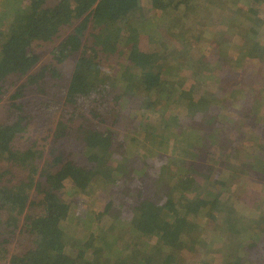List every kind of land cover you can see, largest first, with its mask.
<instances>
[{"label": "trees", "instance_id": "obj_1", "mask_svg": "<svg viewBox=\"0 0 264 264\" xmlns=\"http://www.w3.org/2000/svg\"><path fill=\"white\" fill-rule=\"evenodd\" d=\"M141 1L2 0L0 264H197L205 251L250 264L264 247V117L239 123L249 85L194 101L199 85L230 82L214 64L264 54V21L236 11L211 52L196 51L169 13L194 3L161 0L152 16ZM216 102L238 110L203 107ZM150 134L162 151L140 145ZM250 208L254 226L238 231Z\"/></svg>", "mask_w": 264, "mask_h": 264}, {"label": "rangeland", "instance_id": "obj_2", "mask_svg": "<svg viewBox=\"0 0 264 264\" xmlns=\"http://www.w3.org/2000/svg\"><path fill=\"white\" fill-rule=\"evenodd\" d=\"M160 1L161 0H153V1L152 0H142L141 1V4L143 5L142 8L146 11L149 10L148 11L149 14L154 16V14L152 13V11L154 10L152 11L150 10L154 8L153 7L154 4H159ZM187 1L189 4L194 3V5H192L190 9L184 5L185 2L184 3L180 2L178 8H173V7L169 8L170 9L169 13L171 14V17L174 20L181 21V26L187 31L186 34H188V36H192V35L197 36L198 38L197 42L199 45L197 46L196 51H198L199 47H203L206 51H210L212 47L211 46L212 42L214 43L216 39H218V36L216 34V27H217L218 21L224 20L227 16L233 17L232 14H235L236 11L239 14L240 21H242L240 19L241 16H245L247 14L257 15L258 13L261 15L262 20L264 21V6H261L259 9H255L247 5V2H244L243 0L241 1L240 0H207L208 5H210L211 7V10L203 9L204 7L199 5L200 3L198 2V0H187ZM219 1H223V2L226 1L225 9H217L216 3H218ZM1 4H2V0H0V5ZM253 4L257 7L259 6L256 1H254ZM172 9H175V10H172ZM223 23L224 24L219 26L223 30H227L228 27L226 25H231L230 21L228 20L224 21ZM234 27L240 30H245L241 26L240 22L235 23ZM263 29H264V23H263ZM66 34H67V30L61 33L63 37ZM261 39L264 44V34L261 35ZM60 40L61 39H58V42ZM174 45L175 44H172V46ZM140 46L142 48L146 47L145 44H140ZM208 60H209V57H208ZM208 60L206 61L205 59H203L202 61L206 63L208 62ZM224 60L225 58H223L220 61L221 63L224 64L223 67H221L222 66L221 63L214 64L217 61L209 62L208 66H211L212 64H214L212 67L215 70L217 71L222 70L224 73V78L229 80L230 84L225 81H219L218 83L219 86L224 89H221V91L207 90L208 92L204 91L206 88L204 85H199V87L196 88V99L194 101L198 100L201 95L208 98V100H211V99L214 100L216 99L217 96L218 97L225 96L226 88L229 86L231 88H234V87L238 88V86L240 85L247 86L248 84L249 93H250V97H249L250 100L248 101H252V102L251 103H249L248 101L246 102L249 105L248 107L249 109L247 108L248 110H245V111L246 112L251 111V113L247 116L249 117L248 119L246 120L242 119L239 122L241 123L240 125L241 128L244 126V128L240 130L242 132H246L247 130H250L251 126L254 123L258 122L254 117H264V54L261 53V56L254 57L251 60H249V62H246L244 59L241 60V58L238 57L236 61H233L234 66L230 64L232 62L229 61V59H227L226 61ZM180 61L182 62V60ZM220 75L222 74L220 73ZM193 106L194 104L192 105V107ZM192 107L189 108L188 113H190L192 109L193 110L196 109ZM203 107H206L207 109L210 108V112L216 115H218L219 113H222L220 114V116H223V117H225L231 111L237 112L238 110V107L236 106V104L234 108L227 109V108H224L225 106H223V104L218 103V102H216V105H212V107H208L205 104H203ZM216 115L211 116L212 117L211 120L217 121L218 116ZM235 119H238V116L235 117ZM256 125H259V123H257ZM50 126H52V123L50 124ZM263 128H264V125H263ZM151 135L152 134L147 135L144 138H140L139 140L140 145L143 148L149 147V148H155L157 150L162 151V145L160 146L159 144H157L156 139L152 138ZM31 140L33 139L31 138ZM157 140L159 142V139ZM223 140L228 141L227 138ZM39 143L40 144L45 143L42 137ZM166 156H167L166 154L160 153V156L153 157L151 159V165H154V166L157 165L158 161L163 162V158H166ZM131 174H133V172H131ZM134 176H137V175L134 174ZM132 183L133 181L129 183L131 189L136 190L134 189L136 187ZM127 187H128L127 184L125 186L124 184H120L116 188L120 193H122V191L127 189ZM256 192H260V190H257ZM99 198H103V197L99 196ZM246 199L248 200L247 202H250L249 198H246ZM98 201L101 202L102 200H98ZM134 201L135 200H133V203H135ZM225 214H227V212H225ZM245 214L251 215V216L245 217L244 222L242 224V228H238L240 229L238 231L250 229L255 224L256 212L255 211L251 212V208H250L249 211H247ZM122 242H123V239H122ZM154 242H155L154 240H151L152 246H155ZM263 248H264L263 245L259 244L253 249V251L250 252L251 255L249 256V258H246L247 260L250 261L249 262L250 264H264V249ZM166 256H167L166 252L160 253L155 261L157 262L159 260V263H160L165 259ZM186 256L187 257H185L186 258L185 260L187 261L190 260V257H188V255ZM200 260H201L200 263H205V264H221V257L219 255L213 256L207 251H205L201 255ZM95 263L100 264L101 262L99 259H96ZM200 263L198 262L197 264H200ZM192 264H195V262H192Z\"/></svg>", "mask_w": 264, "mask_h": 264}]
</instances>
